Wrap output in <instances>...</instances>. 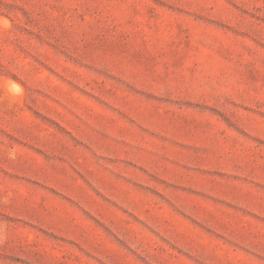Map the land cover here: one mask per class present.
I'll list each match as a JSON object with an SVG mask.
<instances>
[{
	"label": "rangeland",
	"instance_id": "rangeland-1",
	"mask_svg": "<svg viewBox=\"0 0 264 264\" xmlns=\"http://www.w3.org/2000/svg\"><path fill=\"white\" fill-rule=\"evenodd\" d=\"M0 264H264V0H0Z\"/></svg>",
	"mask_w": 264,
	"mask_h": 264
}]
</instances>
